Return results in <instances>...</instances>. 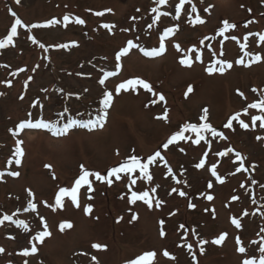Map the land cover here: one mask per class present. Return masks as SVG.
<instances>
[{
    "label": "rangeland",
    "instance_id": "1",
    "mask_svg": "<svg viewBox=\"0 0 264 264\" xmlns=\"http://www.w3.org/2000/svg\"><path fill=\"white\" fill-rule=\"evenodd\" d=\"M178 3L179 0H168L159 5L161 12L170 14L162 15L149 28L156 15L151 11L157 7L155 0H20L19 4L16 0H0V39L8 35L15 20L9 9L28 26H17L14 43L0 48V172H4L0 179V218L13 215V221L23 220L29 225L25 230L12 221L0 224V248L4 249L0 264H24L25 260L27 264H128L149 251L156 253L151 264H241L246 258H259L258 248L264 243V139L256 137H264V128L259 126L260 121L252 127V116L264 112L249 109L245 114L243 109L264 96V59L245 66L251 57L244 56L241 45L246 44V51L264 57V41L258 35L264 34V0H190L177 18ZM193 5L196 13L191 11ZM96 12L104 14L97 16ZM196 14L205 23H190ZM64 15L72 19L67 26ZM75 17L85 23H75ZM53 18L60 23L30 27ZM224 20L237 27L221 36L217 30ZM104 24L115 27L109 31L102 27ZM177 25L174 35L164 40L165 53L157 57L143 54L141 48H158L164 30ZM29 36H35L47 50L34 44ZM128 40L138 47L122 57L121 68L116 69L115 54ZM176 44L180 45L179 51ZM54 45L68 47H50ZM196 55L201 60H195ZM185 56L193 60L191 67L180 64ZM242 57L245 65L236 64ZM220 59L231 61L233 67L223 74L207 73L205 69ZM109 71L117 74L101 85L99 80ZM132 78L150 83L153 91L137 85L116 93L120 83ZM189 85L193 91L185 96ZM106 90L113 92L114 99L102 128L74 127L66 135H56L49 129L25 128L16 136L9 131L28 119L29 113L34 121L44 119L56 126L69 118L87 121L86 117L99 114ZM158 94H163L165 101H159ZM204 108L209 110L208 122L227 139L205 133L206 140L196 145L192 143L195 133L186 132L190 140L178 141L167 149L162 147L183 124L199 123ZM165 111L168 119H157ZM236 113L249 128L240 127L238 121H233L231 129L224 128ZM16 140L23 142L24 155L19 165L13 156ZM229 148L234 151L228 156L217 155ZM156 151L164 160L157 158V163L149 166L152 180L140 178L139 170L121 173L120 180L113 177L111 185L90 177L93 191L89 192L86 185L80 189L79 207L69 197L64 198L62 208L49 207L55 205L60 187L74 184L81 165L106 175L130 155H137L144 162ZM205 152L206 165L197 169L195 164ZM237 152L246 158L247 171L235 172L240 163ZM213 163L224 178L223 184L211 175ZM167 167L172 168L171 174ZM9 172L19 175L11 176ZM131 179L137 183L131 185ZM209 181L212 189L207 188ZM153 187H157V192H150L151 208L143 201L129 202L131 191ZM172 188L187 196L169 194ZM28 190L34 197L28 195ZM207 195L214 199L207 200ZM234 195L239 199L233 201ZM30 199L37 205L35 211H25ZM156 199L164 203L156 207ZM189 202L196 208H189ZM88 205H92L91 214L84 211ZM245 211L248 215H244ZM133 215L137 219L133 220ZM41 216L51 233L43 243L33 239L43 230ZM233 217L240 220V228L231 223ZM65 221L72 227L61 231L59 225ZM162 229L166 233L163 237ZM221 233L228 234L225 241L213 244L211 241ZM201 239L208 243L200 245ZM32 243L37 244L38 251L22 255ZM97 243L106 248H93ZM187 244L193 245L191 251ZM240 246L246 248V253L237 251ZM165 250L175 259L165 257Z\"/></svg>",
    "mask_w": 264,
    "mask_h": 264
},
{
    "label": "snow or ice",
    "instance_id": "2",
    "mask_svg": "<svg viewBox=\"0 0 264 264\" xmlns=\"http://www.w3.org/2000/svg\"><path fill=\"white\" fill-rule=\"evenodd\" d=\"M155 2L157 4V7L152 8L151 11L153 13H156V15L153 18L152 24L148 25L149 28H151L153 26V24L158 22L162 15L167 16L170 14L167 12H161L159 9V5H163V4L167 3L168 0H155ZM188 2H190V0H179V3L175 5V12H176L177 18H179V14H180L181 10L184 8L185 4ZM16 3L19 4L20 0H16ZM9 11L11 12V15L15 18V20H14V23L10 27L8 35L5 38L0 39V48H6L8 45H12L14 43L13 38L18 35L17 26L28 27L27 25L23 24L22 20L17 16V14L14 11H11V9H9ZM106 11H111V10L107 9ZM191 11H192V13H196L197 10H196L195 5L192 6ZM205 11H207V9H205ZM249 11H250V9H249ZM95 14L97 16H102L104 13L103 12H96ZM74 19H75V23H77V24L83 25L85 23V20L81 19L80 17H75ZM63 22H64L65 26H67L68 23L72 22V19L70 18L69 15H64L63 16ZM58 23H60V21L53 18V19H49V20L45 21L42 24H39V23L38 24H32L30 27L31 28L49 27L53 24H58ZM190 23H192V24H203V23H205V21L201 18V16L199 14H196L195 18L190 20ZM102 27L111 31L112 28H114L115 26L109 25V24H104V25H102ZM236 27H237V25L235 23H230L228 20H224V21H222V27H220L217 30V34L223 36L230 29H234ZM177 28H178V25L175 27H168L164 30L163 34L160 37V42H159L158 48H152L150 50L141 48L140 50L143 52V54L145 56H148V57H157V56L162 55L166 51V45L164 43L165 38L174 35ZM123 31H127V29H123ZM249 35H251V33ZM258 35H259V40L264 41V34H258ZM227 38L228 37H225V39H227ZM29 39H31L34 44H38L40 48L45 49V51L47 50L45 45L43 43H40L36 39L35 36H29ZM204 39L206 40V39H208V37H205ZM232 39H236V38L232 37ZM244 39L247 40L248 37L245 36ZM203 42L204 41L202 40L200 43H203ZM72 44H76V42L73 41ZM50 47H58V48L64 47V48H66V47H68V45H54V46H50ZM136 47H138V45L134 44L132 40H128L126 42V46L121 47L120 50L116 52V54H115V59L117 61L116 65H115L116 69L121 68V64L119 63L121 58L128 55L130 50L133 48H136ZM175 47L178 51L180 50L179 44H176ZM246 48H247L246 44L241 45V50L244 52V56L251 57V59L245 65V59L242 57V58L236 60V62H235L236 64L251 66L252 63H258V62H261L262 59H264V57H262L261 54H259V53L253 54L251 52L246 51L245 50ZM188 51L191 52L192 49H189ZM221 55H223L222 52H221ZM195 60H197V61L201 60V56L196 55ZM179 62L181 65L188 66V67H191L193 64V60L189 56H185ZM215 65H219V67H217ZM232 67H233V63L231 61H226V60L220 59V60L215 61L214 65L207 67L205 70L209 74H213V73L223 74L227 69H231ZM23 70L24 69H20V71H23ZM33 71H35V69H33ZM116 74H117V72H114V71L105 72L104 78L100 79L99 83L101 85H103L105 83V79H107L108 77L114 76ZM29 79H31V77H29ZM7 83L10 85L11 81H8ZM137 85H141L144 89L148 90L149 92L153 91L151 84L146 82L145 80H143L141 78L127 79V80L123 81L122 83H120L117 86L115 91H116V93H119L121 90L127 91L129 89H135ZM192 91H193V86L189 85L187 91L185 92V96H187ZM237 91L239 92V90H237ZM253 91H257V90L253 89ZM239 94L241 96H243V93H239ZM154 95H155V93H154ZM22 98L23 97H21V99ZM113 99H114V97H113L112 91H108V90L104 91V93L102 95V99L100 101L102 108L100 109L99 114H97L94 118L88 119L87 121L82 120V119L69 118L66 123H63L62 126H56V125H53L51 122L45 121L44 119H38V120L34 121L31 118V113H29L28 119L22 120L16 126L15 130L10 129L9 131L12 132L13 136H16L19 134V132L21 130H23L25 128H28V129H49V130L54 131V134H56V135H66L74 127H83L86 129H94L96 127L102 128L104 126V123L106 122V119H107V115H108L107 110L111 107ZM158 99H159V101H165V96L163 94H158ZM155 102L156 101H153V103H155ZM249 109H259L261 112H264V96H262L259 100L254 101L251 104H249L246 108L243 109V112L245 114H247ZM64 111L66 112L68 110L65 109ZM157 119L167 120L168 119L167 111H165L162 116L157 117ZM208 120H209V110L207 108H204L202 110V115L199 117V121H200L199 123H185V124H183V126L180 128V130L175 131L174 133H172L168 137L167 141L162 145V147L164 149H167L170 145H174L178 141L190 140L191 137L186 136L185 135L186 132L195 133V139L192 140V143L196 144V145H199L201 143V141L206 140L205 133L210 134L212 137H220L222 139H227V137H225L222 132H218L217 129L215 127H213V125L211 123L208 122ZM233 121H238L240 127L244 128V129L249 128V124L245 123L244 120L240 119V113H236L233 116H231L228 119V121L224 124V128L231 129L233 127ZM257 121H260L259 126L261 128H264V115L252 116V127L256 126ZM256 139L261 140V139H264V137L258 136V137H256ZM22 143H23L22 141L16 140L15 151L13 153V156L15 157V164L16 165L21 164V157H23V155H24L23 149L21 147ZM208 143L210 144L211 141H208ZM181 151H183V149H181ZM232 151H234V150L229 148V149H226L224 151L218 152L217 155L221 156V157H225V156H228V154ZM207 155H208V153L205 152L203 154V157L199 160V162L195 164V167L197 169H202L205 167V165H206V159L205 158L207 157ZM157 158H159L160 160H164V157L161 155L160 151H156L154 154L149 155L147 157V160L144 162H142V160L139 156L130 155L129 157H127L124 160V162L120 163L118 167H112L111 169H109L107 171L106 175H102L99 171L92 172V171L88 170L87 168H85L84 165H81L80 166V174H79L78 178L75 179L74 184L71 187H60L58 192L55 195V205H49V207H52L53 210H55V208H57V207L62 208L63 207V200L65 197H69L71 199V202L76 207H79L80 205H79V200H78V194L80 192V189L86 185L89 192L93 191L92 180L90 179V177H94L96 181H102V182L106 181L109 185H111L113 183V179H112L113 177L115 178V180H120L121 179V175H120L121 173L131 174V173H134L137 170H139V173L141 174L140 178L150 181V180H152L153 177H152V174L150 173L149 166L157 163ZM244 159H246V158H243L240 153H238V152L236 153V160L240 161L239 166L235 169L236 173L240 172L241 170L247 171V169L245 168ZM8 163L9 164L12 163L11 158L9 159ZM165 163L167 166V162H165ZM45 167L50 168L51 166L45 165ZM253 167H255V166L253 165ZM209 170L211 172V175L213 177H215L219 183H221V184L224 183V178L221 177L217 172V164L213 163ZM167 171L169 174H171L172 168L167 167ZM8 174L11 176H18L19 172H9ZM234 174L235 173H233V175ZM3 176H4V172H0V179H2ZM177 182L179 183V181H177ZM136 183H137L136 179H131V185H135ZM157 187H153L150 190H144V191H140V192L131 191V196H130L129 202L134 204L137 201H143L145 204L148 205L149 208H151L153 206V196L150 195V192L155 194L157 192ZM241 187H243V185H241ZM261 187H264V185H261ZM207 188L208 189L213 188L212 181H209L207 183ZM176 192H178L179 196H181V197L187 196L186 192L178 191L177 188H172L171 192L169 194L176 193ZM28 195L30 197H34V194L31 192V190H28ZM206 198L209 201L214 199V197L212 195H207ZM231 199L233 201H235V200H238L239 197L234 195L231 197ZM162 203H164V201L159 200V199L155 200V206L156 207H160V205ZM253 203H255V201H253ZM196 206L197 205L192 203V202L188 203V207L191 209H195ZM36 208H37L36 203H34L32 199H30L28 201V208H26L25 211H28L29 209H31L32 211H35ZM84 211L87 214H91L92 205L86 206ZM213 214H214V210H213ZM244 215H248V213L245 211ZM119 219H122V217L118 218L117 222H119ZM132 219L133 220L137 219V216L133 215ZM40 220H41L42 225H43V230L37 232L36 235L33 237V239L36 242L43 243L44 239L46 237H49L51 235V233L48 230V224H47L45 218L41 216ZM5 221H12L18 227H21L25 230H28V228H29V225L23 220L17 219L15 221H13V215L4 214L3 217L0 218V224H3ZM160 223L163 224L164 222L161 221ZM231 223L233 225H235L236 228H240L242 226L240 220L235 218V217H233L231 219ZM71 227H72V224L70 222H67V221L62 222L59 225V228L61 231L65 230L66 228H71ZM179 227L183 229L185 226L183 224H181ZM261 231L264 232V229H261ZM192 232L194 235H197V233L195 232V229H193ZM165 234H166L165 231L162 229L160 231V235L163 237V236H165ZM184 235L187 236V231L184 233ZM227 235H228L227 233H221L217 238H215L211 242L215 245H220L225 241ZM236 242H237V244L241 243V241L238 237H237ZM198 243L200 245H203V244H207L208 241L201 239L198 241ZM252 243L255 244L256 242L253 241ZM92 247L96 248V249L106 248L105 245H101L98 243L93 244ZM186 247L188 248L189 251H191L193 245L187 244ZM37 251H38L37 244L32 243L30 250L28 248H25V249H23L21 254L24 256H28L30 254H35ZM237 251L239 253H246L247 250L244 246H240L237 248ZM258 251L260 253L258 259L255 256H253L251 258H246V259L242 260L241 264H264V243L260 244ZM2 252H4V249L0 248V253H2ZM200 252L201 253L204 252L203 247L200 248ZM163 255L165 257L175 259V257L172 256L167 250H165L163 252ZM155 256H156V253L154 251L145 252L142 255H140L139 257H137L136 259L129 261L128 264H151V261L154 259ZM193 258L195 259V255H193ZM92 259L96 260V257H92ZM24 264H27L26 260H25ZM97 264H98V262H97Z\"/></svg>",
    "mask_w": 264,
    "mask_h": 264
}]
</instances>
